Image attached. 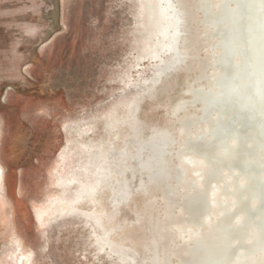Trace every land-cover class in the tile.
<instances>
[{
  "label": "rangeland",
  "instance_id": "rangeland-1",
  "mask_svg": "<svg viewBox=\"0 0 264 264\" xmlns=\"http://www.w3.org/2000/svg\"><path fill=\"white\" fill-rule=\"evenodd\" d=\"M170 2L175 58L159 0H0V264H193L180 231L208 240L192 203L221 181L179 156L215 155L183 149L211 125L217 32L202 0Z\"/></svg>",
  "mask_w": 264,
  "mask_h": 264
},
{
  "label": "bare ground",
  "instance_id": "bare-ground-1",
  "mask_svg": "<svg viewBox=\"0 0 264 264\" xmlns=\"http://www.w3.org/2000/svg\"><path fill=\"white\" fill-rule=\"evenodd\" d=\"M159 1V11L166 15L171 28L164 49L174 51L175 58L179 17L171 0ZM164 1L168 12L163 10ZM178 1L183 8L182 0ZM215 1L214 11L208 0H202L200 8L208 32H217V44L215 48L209 46V53L217 56L218 68L210 79V88L197 94L203 119L211 120V125L192 135L187 140L191 147L183 149L197 152L196 142L205 140L215 155L198 158L181 153L179 167L183 172H193L197 187H203L206 177L210 182L217 178L221 182L211 185L202 201L205 211L200 219L208 228V240L201 227L180 232L196 243L193 264H264V0ZM186 131L182 128L178 134L183 136ZM222 168L226 170L221 172ZM3 178L0 163V186ZM198 205L202 207L201 201Z\"/></svg>",
  "mask_w": 264,
  "mask_h": 264
},
{
  "label": "water",
  "instance_id": "water-1",
  "mask_svg": "<svg viewBox=\"0 0 264 264\" xmlns=\"http://www.w3.org/2000/svg\"><path fill=\"white\" fill-rule=\"evenodd\" d=\"M197 201H199V202L201 201V203H202V207H203L204 196H203V195H202V196L200 195V196H198L197 198H195V199L193 200L192 205H193V206L198 205L199 203H197ZM202 201H203V202H202ZM236 247H237V246L234 245V246H233V249H236Z\"/></svg>",
  "mask_w": 264,
  "mask_h": 264
}]
</instances>
